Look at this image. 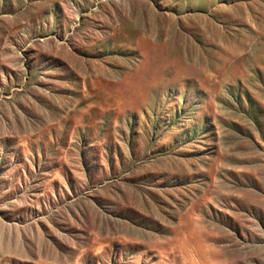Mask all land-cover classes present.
<instances>
[{"label":"rangeland","instance_id":"rangeland-1","mask_svg":"<svg viewBox=\"0 0 264 264\" xmlns=\"http://www.w3.org/2000/svg\"><path fill=\"white\" fill-rule=\"evenodd\" d=\"M0 264H264V0H0Z\"/></svg>","mask_w":264,"mask_h":264}]
</instances>
